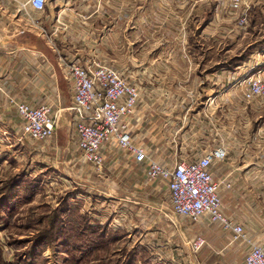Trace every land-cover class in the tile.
I'll return each mask as SVG.
<instances>
[{
  "label": "rangeland",
  "instance_id": "374dc122",
  "mask_svg": "<svg viewBox=\"0 0 264 264\" xmlns=\"http://www.w3.org/2000/svg\"><path fill=\"white\" fill-rule=\"evenodd\" d=\"M145 1L48 0L42 19L54 46L63 53L71 52L75 57L87 59L96 55L104 26L109 24V17L114 18L115 4L121 17L119 56L128 54L130 48L138 53L163 50L197 54L193 61L197 63V78L175 76L171 80L184 83L188 79L193 83L197 79L198 85L207 89L202 90L200 98L204 107L195 109L198 114L197 137L191 133L188 138L193 139H186L181 133L172 139V146L183 145L187 149L183 150L184 153L152 156L162 165L173 168L201 157L210 148L216 128L224 131L221 126L217 127L216 122L223 114L231 118L224 122L227 132L241 131V124L232 122L238 116L235 114L238 105L244 103L250 105V132H264V102L247 101L244 96L251 81L260 77L264 82L259 75L263 66H258L260 61L252 53L260 45L257 41H261L263 34H255L257 28L245 34L234 19L233 34L226 38L221 36V29L209 24L210 17H215L211 9L219 4V0H197L196 18H188L186 14L193 10V3L184 9L176 6V0H167L169 5L165 0L162 5L159 0H154L146 14L142 12ZM58 5H63V11L56 13ZM138 12L147 20L149 28L139 29L141 31L134 34L131 41H137V44L133 49L129 34ZM167 13L171 26L161 28V19ZM56 15L60 16L58 32L54 22ZM231 15L234 17L235 13ZM181 19L191 22H187L188 26L178 27L176 21ZM143 23L140 21V25ZM226 50L231 52L221 60L231 62L232 74L217 78L213 75L214 64ZM244 65L245 71L238 70ZM125 77L134 86L135 81L161 82L159 76H135L133 81ZM218 79L219 84L225 87H236L242 100L236 96L234 99L235 94H230L231 101H227L230 107L206 108L209 98L217 96V92L209 93V89ZM73 108L74 104L71 108L74 137L58 135L57 124L52 137L46 140L31 139L24 134L23 128L18 138L8 136L10 139H0V264H246L252 245L260 244L258 240L264 239V188L256 190V197L249 205L223 204L225 215L242 224L246 230L244 239L233 241V235L213 223L208 215L194 223L172 214L171 199L165 198L168 192L165 186H160L165 182H152L151 187L146 178L139 185V190H135L134 173L123 170L127 157L131 156L116 144L104 147L101 165L85 159L77 136L76 123L80 118ZM20 120L22 127L21 117ZM220 146L226 145L221 141ZM34 148L44 152L34 155ZM231 156L234 163H241L240 149ZM228 159L229 156L224 161ZM135 197H138L137 201ZM162 212L170 213V217L164 220L168 225L159 230L151 228L152 214ZM199 240L205 242L200 249L197 247Z\"/></svg>",
  "mask_w": 264,
  "mask_h": 264
},
{
  "label": "crops",
  "instance_id": "0c3cea01",
  "mask_svg": "<svg viewBox=\"0 0 264 264\" xmlns=\"http://www.w3.org/2000/svg\"><path fill=\"white\" fill-rule=\"evenodd\" d=\"M27 1L0 0V84L6 93L0 95V139H10L9 137L12 139L16 136L18 138L22 130L20 116L11 99L32 107L49 105L52 107V116L58 124V135L60 134L63 138L74 137L75 130L71 125L74 92L73 84L66 75V66L74 62L87 64L95 60L112 66L124 76L130 77L132 81L135 76L161 77L160 83H155L153 80L138 83L134 80L140 92V99L134 113L127 119L129 129L134 141L146 148L150 156L172 155L173 152L176 154L179 152L184 153L183 150L187 148L183 145L180 147L172 146L170 141L181 133L184 134L186 139H193L192 137L188 138L191 133L194 134L195 138L197 137L198 114L195 113V109L198 106L204 107V103L200 98L202 90L206 91L207 89H203L200 84L198 85L197 79H194L193 83H190L188 79L184 83H173L171 80L175 76L196 77L197 63L195 64L193 61L197 59V54L170 53L163 50L156 53H138V51H132L130 48L128 54L119 56L121 17L117 14L118 6L114 4V18L109 17V24L104 26L102 40L97 45L96 55L87 59L78 58L71 52L63 53L57 46H54L48 30L43 24V13L32 9L27 5ZM153 1L146 0L145 10L142 9V12L147 14L149 8L153 5ZM159 1L162 5L163 0ZM247 1L249 5L248 24L246 27H241L238 23L237 25L239 29L244 30L245 34H249V30L253 31L254 28L258 29L255 34H263L261 41H257V44L260 45L252 53L260 61L258 66H263L259 75L264 78V0ZM165 2L166 5H169L167 0ZM174 3L177 4V7H183L184 9L186 5L193 3V10H189L186 14L188 18L191 16L197 17V0H176ZM60 11H63V5L57 6L56 13ZM211 11L215 12V17H210L209 24L221 29V36H224V38L228 34H233V20L239 21L241 14L235 13V18L231 15L230 0H219V4L214 5ZM108 12L110 11L108 10ZM59 18L60 16L56 15L54 19L56 32H58ZM140 21L145 23L140 25ZM170 21V16L167 13V16L161 19V28L170 27ZM176 22L179 24L178 27H181L188 26L187 22L190 23L191 21L181 19ZM133 24L129 41L134 49L137 41H131V38L134 34L143 29L147 30L149 27L147 20H144L143 16H139V12L133 19ZM230 52V50L223 51L220 60L219 57L216 60L213 75H216L217 78L223 79L224 74L228 77H230L229 74H232L231 62L221 60L226 58ZM211 59V61H214V57H211ZM198 66L200 67V64ZM245 66L238 67V70L245 71L247 69ZM202 69L201 67L200 70L202 71ZM239 73L240 71H237V74ZM219 81L218 79L216 84L213 83L214 85L212 84L209 89V93L217 92V96L209 98V103L206 105L208 109L211 106L221 107L222 109L230 107L227 102L231 101L230 94H235L233 95L234 99L236 97L241 99L236 87H230L229 85L225 87L223 84H219ZM219 86H221V90H218ZM218 93L222 94L218 95ZM249 108L250 105L247 103L238 105V112L235 113L238 116L232 123L241 124V131L227 132L224 122L231 118H227L224 114L218 117L217 127L221 126L224 131L216 128L217 133L213 142L211 141L210 148L206 149L207 151L201 154V157L199 156L194 160L197 161L204 157L212 149L223 147L227 150L229 159L221 161V166L218 165L219 162L213 164L210 169L217 182H229L232 185L230 189H221L223 204L245 203L249 205L256 197V190L264 188V132H250ZM259 118H262V116ZM58 129L60 130L58 131ZM255 139L258 141L257 143ZM221 141L228 147H219ZM54 149L57 151V147H54ZM238 149L241 152V163L236 164L231 155ZM40 152H44V150L33 149L34 155H40ZM231 161L233 163H230ZM124 164L123 170H129L131 174L134 173L132 179H135L134 188L138 191L139 185H142L146 180V167L137 164L132 157H127V163ZM153 184L151 182L149 185L152 187ZM167 185V183H163L160 186H165V190L168 192L165 198H170ZM135 199L137 201L138 197H135ZM172 214L176 216L174 212ZM169 217L170 213L168 212L153 213L151 228L164 229V226L168 225L164 220ZM187 220L191 221L188 218ZM193 229H196V227ZM258 242L264 244V239H259Z\"/></svg>",
  "mask_w": 264,
  "mask_h": 264
},
{
  "label": "built area",
  "instance_id": "2783aa9c",
  "mask_svg": "<svg viewBox=\"0 0 264 264\" xmlns=\"http://www.w3.org/2000/svg\"><path fill=\"white\" fill-rule=\"evenodd\" d=\"M48 0H28L27 5L39 13L47 9ZM232 12L240 13L238 25L248 24L249 5L247 0H230ZM66 75L73 84L74 108L79 114L77 136L79 148L85 159L101 165L102 150L106 145L116 144L127 152L137 164L146 167V178L149 182L168 184L174 213L188 218L194 223L209 216L225 232L233 235V241L246 237L242 224L235 222L224 213L221 189H230L231 183H219L211 173V167L228 157L223 147L210 151L204 157L190 163H180L173 168L166 167L150 156L141 145H138L130 132L127 119L134 113L140 99L136 86L115 68L97 61L87 64L70 63L66 66ZM0 84V95H5ZM244 96L247 101L264 102V82L262 78L251 81L246 87ZM11 102L23 121V132L35 141L52 137L57 121L52 116V107L41 105L32 107L13 99ZM205 242L199 240L198 249ZM196 246V243H195ZM246 264H264V244H254L250 248Z\"/></svg>",
  "mask_w": 264,
  "mask_h": 264
}]
</instances>
